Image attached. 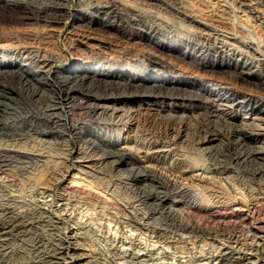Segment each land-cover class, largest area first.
Wrapping results in <instances>:
<instances>
[{"label":"bare ground","instance_id":"bare-ground-1","mask_svg":"<svg viewBox=\"0 0 264 264\" xmlns=\"http://www.w3.org/2000/svg\"><path fill=\"white\" fill-rule=\"evenodd\" d=\"M256 1L264 6V0ZM229 2L0 0L2 22L6 12L27 11L37 16L35 23L57 27L52 34L26 29V35H14L18 44L0 46V129L7 136L51 137L54 144L68 146L63 158L77 154V168L69 166L61 176L65 191L116 206L106 190L85 183L95 167L114 162L135 183L155 182L165 190H136L133 207L141 227L164 239L175 230L224 241L218 253L200 261L249 264L264 244V196L258 197L264 190H189L175 180L219 171L193 164L181 150L184 145L236 163L252 157L264 161V17L238 2L249 20L260 21L256 35ZM69 19L72 37L66 45L76 51L73 58L59 44V27ZM89 44L94 53H79ZM47 155L33 148L0 150V168L22 157L24 170V162L40 163ZM141 205L148 211L140 213ZM60 219L42 205L5 204L0 244L47 226L53 240L45 241L44 230L34 240L40 263L88 262L91 255L79 244V233Z\"/></svg>","mask_w":264,"mask_h":264},{"label":"rangeland","instance_id":"rangeland-1","mask_svg":"<svg viewBox=\"0 0 264 264\" xmlns=\"http://www.w3.org/2000/svg\"><path fill=\"white\" fill-rule=\"evenodd\" d=\"M225 1H230L229 4L232 3L230 4L232 6L235 4V9L239 8V12L237 13L239 17L237 16V19L240 22L248 21L251 25V30L256 35H258L260 31V21H255L252 19L249 20L251 18L248 17L249 13L244 10L245 8H240L239 6L241 5L238 2H246L247 4L251 5V8H254V10L258 11L263 17L264 6L259 4L256 0ZM75 7L76 4L74 5V8ZM2 12L3 11H0L1 19H3L2 17H4L3 15H5V13ZM13 14L14 12H6V15H8L6 20L7 23L5 21H0V34H2L3 32L4 34H8L5 37H0V46H5L7 44L13 43L18 44V42L16 41L17 38L14 37V35H20L19 37H21L23 35H26V32H33V30L42 31L43 29V31H46V33L49 32V34H52V32L54 33V31L51 32V29L57 28L53 25L45 28V26L43 27L42 24L35 23V18H37V16L32 13L27 14V11H15V14ZM21 14H23L25 17ZM26 17H32V19L28 20V18ZM10 19H12V22H10ZM20 19L23 21H21ZM13 20L17 21V23H13ZM19 21L23 23H20ZM72 22L73 20L69 19L64 26L59 27V29H64H61L62 33L59 44L63 48L64 53H66L69 58H73V56L77 54L76 51L70 50L66 45L70 41V37H72ZM16 24L18 25L14 26ZM24 31L25 33H23ZM11 33H14L12 36L14 38L12 39L9 38L11 36ZM8 38L11 40V42ZM92 42L95 43L97 41ZM92 48L93 46H91V44H89L88 46L85 45L83 46V48H80L79 53L84 54L85 52L83 51H86L87 54H92L94 53L91 52ZM81 49L83 50L81 51ZM101 51L97 50L98 53ZM101 54L104 55L103 52ZM55 65L57 68L65 66V64L63 63L62 65L60 63H56ZM1 99L4 100L3 98ZM18 110L23 111V109L20 108H18ZM41 139L42 138L37 137L35 133L32 135V137H29V139L28 137L23 136H7V134L3 133V131L0 129V150H26V148H33L41 149L42 152H44L46 155L48 154L47 157L44 158V161H38L40 163L33 164L24 162L23 164L27 168L24 170L21 167V161H25V159L22 157H17V160L7 162L11 163V165H6L2 169L0 168V213H3L5 204H12L19 208L35 207L38 204L45 206L47 209L49 208L51 213L55 214V216H58L60 214L62 216V219H60L62 223L65 224V226L67 225L68 228H75L76 232H78L80 235V238L78 240L79 244H81L82 247L88 250L87 252H89L91 255L89 261L85 262L84 264H211L207 259H205V261L200 260L211 255L212 252L218 253L220 248L224 245V241H214L205 237L194 236L193 234H186V232L184 233L175 230V232L172 231L171 233H169L171 238L164 239L157 237L150 230L141 227L136 222V218L139 214L138 210L133 207V201L139 197L136 193V190L165 189L156 187V183L151 180H147L142 183L133 182L126 177L127 173L123 172L122 167H115V162L107 163L103 166V168L95 167L91 172L88 173L87 177L85 178V183H88L90 181L91 183H89L93 186L94 190H106V195L112 198V201L115 202L116 206L108 202H103L102 200H99L100 198L95 199V197H91L89 194L87 195L80 192L76 193L65 191L67 190L64 189L65 179H62L61 176L64 175L63 173L65 172L67 167L70 166L74 169L77 168V154H73L70 158L66 157L69 158L67 160L63 157H65V153L68 152V146L54 144L55 141L51 137H43V139H45L46 141H40ZM34 142L39 144H31L30 146H27L29 143ZM73 143L75 144V146H77L75 140H73ZM181 148L184 153L190 154L188 155V157L189 159H192L191 162L193 161V164L196 163L198 164V166L202 167H206L207 165H209L210 170H217V168H219V171L207 172L201 179H195L191 177L175 178L176 181L180 180L179 182L181 183L186 182L185 185L190 187L189 190H237L241 192H245L247 190H264L263 160L253 159L252 157V159H249L247 162L241 161L240 163H236L235 161L230 160V157L228 156H218V154L213 156L209 153H203L201 151L194 150L192 147L186 145ZM222 151L223 150L220 151V154L222 153ZM223 153L230 155V152L228 150L225 151V149ZM82 168L83 167H81V169ZM260 171H262L263 173H260ZM156 179L158 180V178ZM139 186L143 188H138ZM44 190H49L48 194H44ZM259 196L264 195L260 194L258 195V197ZM119 206H121V208L126 206L127 208L123 210L120 209ZM139 207L141 208L139 210V212L141 211L140 213L148 211L145 205H141ZM195 217L196 219H201L202 216L199 215ZM80 224L82 225V227ZM41 227L42 229L38 231L34 230L30 234H28V236H16L14 237L15 239L13 237H9V241L7 242V244H0V264H42L39 262L40 251L35 249L34 246L35 242L38 239L35 242L34 240L38 237L42 230H44L43 232L46 237V242H50L53 239L52 235H50L51 231L47 230L48 227ZM196 259L197 261H195ZM263 261L264 244L260 246V257H258L255 262L249 264H263Z\"/></svg>","mask_w":264,"mask_h":264}]
</instances>
